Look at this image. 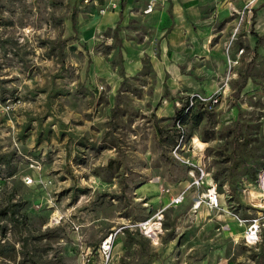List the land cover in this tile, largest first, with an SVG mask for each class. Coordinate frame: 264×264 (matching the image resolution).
I'll use <instances>...</instances> for the list:
<instances>
[{
	"label": "rangeland",
	"instance_id": "1",
	"mask_svg": "<svg viewBox=\"0 0 264 264\" xmlns=\"http://www.w3.org/2000/svg\"><path fill=\"white\" fill-rule=\"evenodd\" d=\"M126 2L114 30L117 19L108 20L120 0H0V154L16 166L11 177L0 167V197L20 199L27 216L19 226L0 222V248L16 256L0 264L31 253L37 264H264V52L240 58L222 105L195 103L178 126L175 112L190 96L217 90L218 51L211 42L209 55L179 68L178 82L167 78L163 95V21L144 12L146 0ZM204 24L210 32L217 25ZM193 29L203 43L200 25ZM244 77L251 81L237 94ZM236 120L246 156L232 170ZM158 130L183 135L181 155L203 163L199 183L198 170L174 159ZM109 139L116 146L103 149ZM113 158V174L99 169ZM215 180L211 206L203 195ZM253 218L261 241L247 246L245 220ZM144 221L161 223L157 243L140 232Z\"/></svg>",
	"mask_w": 264,
	"mask_h": 264
},
{
	"label": "crops",
	"instance_id": "2",
	"mask_svg": "<svg viewBox=\"0 0 264 264\" xmlns=\"http://www.w3.org/2000/svg\"><path fill=\"white\" fill-rule=\"evenodd\" d=\"M148 1L146 0V4ZM243 2L244 0H156V6L152 12L156 18L163 21L159 59L156 60L159 75L163 79L162 85L165 83L168 89L167 78L169 84L178 82L181 66L186 65L196 56L209 55L211 42H214L218 51L221 67L217 74V83L215 82L213 88L216 89L221 84L226 74L227 56L223 43L232 26L230 13L240 9ZM126 4L125 0V7ZM119 11L112 12L108 21L117 19L116 23L118 21L120 23L123 19V11L121 20H119ZM210 18L216 20L217 24L211 32L204 24V20ZM195 25H200L201 33L205 36L203 43L194 34L193 26ZM241 46L254 55L255 52H264V0H256L252 30L245 33L243 40L234 43L230 51L232 55L229 54V56L235 58ZM248 80L251 81L250 78Z\"/></svg>",
	"mask_w": 264,
	"mask_h": 264
},
{
	"label": "built area",
	"instance_id": "3",
	"mask_svg": "<svg viewBox=\"0 0 264 264\" xmlns=\"http://www.w3.org/2000/svg\"><path fill=\"white\" fill-rule=\"evenodd\" d=\"M256 0H244L243 5L240 9L234 10L230 13L232 17V26L227 39L223 43V48L227 56L226 74L221 80V84L217 87L214 92L213 97L207 95L196 94L190 96L187 99L188 107L193 106L195 103H202L205 105L206 109L211 110L215 105H222L224 101L223 95L226 94V90L229 87L230 80L236 77L235 67L239 64L240 58L246 53L244 46H241L237 52L236 57L232 58L229 56L230 51L234 43L238 40H243L245 38V33L251 32L253 20H254V10H255ZM156 6V0H149L144 8L145 13H150L154 10ZM222 95V96H221ZM221 96V97H219ZM179 105V103H176ZM186 143L183 141V135L180 138L175 139V143L170 149L172 157L179 162L187 166H194L197 172V183L205 175V170L202 167L203 163H195L188 156L185 157L181 155L180 152L186 149ZM207 200L211 206L217 205V185L214 183L211 188L208 189ZM183 200V196H177L174 201L179 203ZM156 220H160L156 218ZM247 222L243 242L247 246H255L260 243V222L257 218L245 220ZM154 223V222H152ZM148 221L140 222L138 228L145 236L151 239L152 242H158V235L161 232V223L158 226H153L152 229H147ZM154 225V224H153ZM112 234L109 238H105L102 242V250L104 252L108 251L110 247V240Z\"/></svg>",
	"mask_w": 264,
	"mask_h": 264
},
{
	"label": "trees",
	"instance_id": "4",
	"mask_svg": "<svg viewBox=\"0 0 264 264\" xmlns=\"http://www.w3.org/2000/svg\"><path fill=\"white\" fill-rule=\"evenodd\" d=\"M120 7H121V9L119 11V20L122 19V11L125 7V0H120ZM71 20H72V24L74 26L75 20H74L73 16H72ZM118 24H119V21L116 23L114 30L118 29ZM247 79H248L247 77L243 78L242 83L240 84V86L236 90L237 94L239 92H241V90L245 87V85L247 83ZM163 86H164L163 95H168L169 91L167 89L166 84L164 83ZM6 99L7 98H4V99H2V101H5ZM186 104L188 105L187 101H186ZM186 107L184 106V107L178 108L175 112L174 119L176 120V122H178V126H179V124L180 125L185 124L187 121V118H188L187 110L191 109V107H188L187 110H186ZM116 108L117 107L112 108L110 110L109 115H110L111 119H114L116 117V115H115L116 114ZM204 109H206V108H204ZM203 113L204 112L199 113L198 115L191 116V118L193 119V125L199 124V122L201 120V116H203ZM239 115L241 116L240 112H239ZM242 128H243L242 123L239 122L238 120H236L235 124H234L233 136H232V139L230 142L231 149H230L228 160H227V161L231 162L230 169H232V170L235 168H238L240 165H243L244 160H245V156H246V146H245L246 142L240 141V140H242L241 136L243 134ZM158 131H159V133L161 132V130H158ZM159 136L162 137V141L165 142L167 145H173L175 143V137L172 134L168 133L163 137V133H160ZM115 146H116V143L112 139H109L107 141V143L101 147L104 149V148L115 147ZM9 155L10 154H0V167H2V166L4 167V168H2L1 171L4 170V173L7 177H11L16 172V166L15 165L10 166V160L7 159L8 157L11 156V155L10 156ZM116 162L117 161L115 158L109 159L108 162L106 163V165L101 166L99 169L106 170V171L110 170L109 173L113 174L115 172V170L118 168V163L116 164V167H113V165ZM229 172H230V170L228 171V174H230ZM243 177L245 179L250 178V176L247 172L242 174V178ZM215 183L217 185L216 180H215ZM237 183L238 184H236L232 188L233 190L235 189V187L241 186L242 181L239 180ZM236 191H237V189H236ZM113 197L118 198V196H113ZM13 199H14L13 195L0 197V222L3 220H8V221L12 222L14 225H17V226L23 225L27 219V216H26V214H24L23 212L20 211V207H21L20 199H16L15 202H12ZM48 232H50V230H47L46 232H44L43 235L49 234ZM122 232L125 235V237L131 236V232L128 228H123ZM0 236L5 237V228L2 224H0ZM43 237H45V236H43ZM129 241H131V240L129 239ZM0 247H3V246H0ZM11 249L14 251V248H12V246H11ZM17 253H23V252H22V250H18ZM0 257L9 258V260H15L16 259L15 251H14V254H9V251H7L6 248H4L3 250H2V248H0ZM58 261L60 262V259H58ZM20 264H37V262H36L35 258L33 257V254L31 253V254L27 255V259L24 258V260H22L20 262Z\"/></svg>",
	"mask_w": 264,
	"mask_h": 264
},
{
	"label": "bare ground",
	"instance_id": "5",
	"mask_svg": "<svg viewBox=\"0 0 264 264\" xmlns=\"http://www.w3.org/2000/svg\"><path fill=\"white\" fill-rule=\"evenodd\" d=\"M195 143L197 142L198 143V139H194ZM200 141V140H199ZM194 143V144H195ZM264 175V174H263ZM261 184L264 186V177L261 178ZM203 196H207L206 194H204ZM154 224V225H153ZM159 225V222L158 221H154V223H150L148 221V225H147V229H152L153 226H158Z\"/></svg>",
	"mask_w": 264,
	"mask_h": 264
}]
</instances>
